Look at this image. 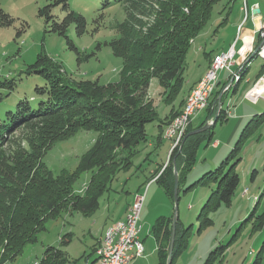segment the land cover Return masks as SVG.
I'll use <instances>...</instances> for the list:
<instances>
[{"label": "trees", "instance_id": "obj_1", "mask_svg": "<svg viewBox=\"0 0 264 264\" xmlns=\"http://www.w3.org/2000/svg\"><path fill=\"white\" fill-rule=\"evenodd\" d=\"M157 1L158 9L153 8L151 12L155 16L154 21L146 26L143 20L133 15L150 14L145 0H117L131 9L126 22L120 27V37L108 43L112 46L114 54L123 59L118 81L101 84L98 80L68 79L64 69L54 65L51 58L43 53L31 67L46 77L45 85L37 88L44 98L37 106L32 105L29 100L20 101L15 109L6 112L0 122V246L5 250L2 264H17L16 260L21 255L22 247L37 242L38 233L45 229L47 219L58 218L64 208L85 214L96 212L100 207V199L111 190L114 182L118 180L119 173L130 170L134 165V158L140 153L139 148L150 141L147 125L157 122L156 143L159 144L163 141L166 126L182 112L186 102L183 99L184 88L189 82L186 76L189 51L212 19L215 5L222 0ZM62 3L66 15L59 20L54 7ZM231 9L232 4L224 6L225 16L214 30L215 33L222 25L228 23ZM39 14L49 26L47 31L64 36L72 47V41L68 37L70 25L76 22L79 35L86 30V18L72 9L68 0H53L41 8ZM1 15L3 25H10L14 20L4 12H1ZM214 56L213 50L206 51L202 60L205 59L210 64ZM256 56L258 54L248 62ZM248 62L243 65L242 72L246 70ZM238 75L240 78L239 73ZM155 78L164 89L166 103L171 106L176 102L180 104L177 109L172 107L164 118L158 113L156 99L149 95L151 83ZM8 83L12 88L15 85L14 80ZM223 87L216 90L205 109L207 115L197 126H194L192 121L189 123L182 141L172 150L168 164L159 163L160 166L149 174V182L155 179L174 202V163L179 172V201L183 185H188L183 188L185 193L195 186L211 188L207 203L200 214V219L204 217L201 229L204 225H209L210 222L205 224V221L212 220L211 214L223 206L229 207L232 204L241 181L237 171L238 163L230 162L228 157L213 170H210L209 164H205L204 168L209 167L205 173L198 180L189 183L190 172L196 165L198 149L207 140L206 147L210 146L214 126L219 120L227 118L225 108L222 107L210 129L189 135L184 143L183 140L189 132L214 119ZM237 88L236 86L234 92ZM225 95L226 92L222 95V101ZM263 117L264 115L261 118ZM258 121L264 122L263 119ZM56 125L65 129L61 132L73 133L80 129L98 133L93 146L81 156L76 169L69 174L61 172L56 175L50 169L39 170L40 158L52 149L51 145L63 134H49ZM22 129L34 130V133L30 134L33 135L32 138L30 135L25 138L33 150L25 148L23 139L17 136L16 133ZM47 145L50 146L46 147ZM150 154L151 152L143 160L148 161ZM142 162L137 166L141 167ZM86 172L91 173V177L85 194L74 193V184L78 177ZM259 218L263 219L264 225V213ZM172 223L173 216L160 217L153 227L159 243V264L167 263ZM189 229L179 215L172 264L186 244ZM164 240L167 242V251L163 245ZM70 241L71 233L62 237V243L68 245ZM226 245L228 244H222L221 249ZM97 248L94 245L91 253L76 259L62 246H49L41 260L36 262L82 264L92 257ZM215 253L211 254L206 264L213 261L212 256ZM263 257L264 241L252 264H264Z\"/></svg>", "mask_w": 264, "mask_h": 264}, {"label": "rangeland", "instance_id": "obj_2", "mask_svg": "<svg viewBox=\"0 0 264 264\" xmlns=\"http://www.w3.org/2000/svg\"><path fill=\"white\" fill-rule=\"evenodd\" d=\"M52 1L0 0V83H5L0 85V122L4 119L6 112L15 109L20 101L29 100L32 105L37 106L44 98L38 93L37 88L45 85L46 77L35 72V68L31 69L42 53L48 55L54 65L61 66L68 79L98 80L101 84L120 79L123 59L114 54L112 46L108 43L114 38L120 37V27L126 22L131 9L117 0H68L71 8L86 18V30L82 35L77 33L76 22H73L69 27L68 37L72 41V47L64 36L47 31L49 26L44 17L39 14L40 9ZM145 1L150 14L133 15L143 20L147 26L154 21L155 16L151 12L158 9V1ZM242 1L244 9H242L241 17L243 19L244 13H250L251 6L247 0H238L234 4L235 11H239L238 5ZM229 4H232V0H222L215 5L212 19L199 40L190 49L186 71L188 80L193 79L194 70L202 62L204 56L202 50L212 51L217 48V45V49L222 47L228 49L230 44L236 40L237 28L235 27L237 25L234 27L236 19L233 14H230L228 23L222 25L216 33L214 32L225 16V14L223 15L224 6ZM1 12L14 19L10 25L2 24L4 20ZM54 12L58 15L59 20H62L66 15L63 3L55 6ZM133 13L137 12L133 11ZM250 57H245V61ZM251 61L247 70L242 72V66L237 72L240 74L239 80L242 73L244 75L241 79L243 86L246 83L248 85L235 95L234 101L232 92L226 94L222 101L224 108L229 106L230 101L233 102L231 109L234 111L237 107L241 108L242 106L246 111L245 116L238 117L236 115L238 118L235 120L221 119L213 128L214 137L231 139V144L222 143L223 145L215 150L211 145L206 147L208 140L204 141L198 149L196 165L189 175V183L194 182L205 173L206 169L210 167V170H213L230 157V162L238 163L237 171L241 176L240 184L232 204L229 207L223 206L211 214L212 220H206L205 224L210 223L207 226L204 225L202 229L201 224L204 217L200 219V214L203 212V206L207 203L211 188L195 186L191 191L185 193L183 188L188 185L182 186L179 215L184 225L190 229L186 236V244L173 264H206L213 252L216 253L212 256L213 261L210 264H252L264 241L263 219L259 218L264 213V122L258 121V119L264 120V117L261 118L264 115V98L253 102L246 97V92L244 93L263 74L264 58L256 56ZM228 75L230 74L227 70L220 72L223 80L228 79ZM250 79L252 80L249 81ZM13 80L15 85L12 88L8 82ZM153 80L149 95L156 99L158 113L163 117L170 107L165 101L163 87L156 78ZM206 113V110L200 111L198 120L206 116ZM196 124H198L197 121ZM61 130L63 127L56 125L49 132L50 135H55L58 132L63 134L59 135L56 143L51 145L52 149L40 158V171L50 169L56 175L61 172L66 174L73 172L81 156L93 146L98 135L96 131L89 130L79 129L73 133L63 132L65 129L62 132ZM147 130L149 140L156 144L157 122L148 124ZM32 132L34 133V130L22 129L16 133L23 139L22 144L25 148L31 149L25 138ZM29 137L32 138L33 135ZM61 137L64 139L61 140ZM173 141L163 138L160 146H150L149 143L142 145L139 148L140 153L134 158V165L128 172L119 173L118 180L114 182L111 190L100 199V207L96 212L85 214L64 208L58 218L47 219L45 229L38 233L37 242L22 247L21 255L17 258L16 263L35 264L36 261L41 260L45 249L49 246H62L71 257L76 259L91 253L99 236L105 232L102 239L105 237L109 226L126 213L128 206H132L134 196L139 191H146V195L150 191V194L154 195L152 202H144L140 222L144 227L142 235L146 234L147 238L151 237L149 238L151 242H156L157 238L153 227L158 218L174 216L175 202L169 197L170 203H167L168 201L164 197L165 192L161 189L160 184L152 185L155 179L149 182L151 176H148L147 172L149 173V171L146 166L153 161L158 163L166 161ZM149 152H151L150 160H146V162L143 159ZM119 159L120 157H118ZM141 162V167H138L137 165H140ZM205 164L210 166L204 168ZM144 169L147 172L143 171ZM90 177L91 173L89 172L81 174L74 184V193L84 195ZM151 232L152 236L149 235ZM68 233H71V241L66 245L62 243V237ZM222 244L228 245L221 249ZM163 245L167 251V242L165 241ZM4 253V247L0 246V264H2ZM92 256H95V253ZM155 261H157L156 256Z\"/></svg>", "mask_w": 264, "mask_h": 264}, {"label": "built area", "instance_id": "obj_3", "mask_svg": "<svg viewBox=\"0 0 264 264\" xmlns=\"http://www.w3.org/2000/svg\"><path fill=\"white\" fill-rule=\"evenodd\" d=\"M258 10L260 9L257 3L251 6L250 13H244V17L237 27V37L233 45L228 50L217 53L216 64H214L213 71L210 72L206 89L196 91V96H194L193 102L190 105V119L194 112H199L200 105L209 106L217 90L220 72L222 70H227L230 74L228 82L223 87L226 92L229 81L232 80L235 71L245 63V57H249L251 54H258V56L264 58V26L258 31H254L253 34H248L245 31L248 18L250 16H257L259 13ZM239 41L242 43L239 49L240 51L236 47ZM258 45H260V48L255 52ZM237 56H241L242 60L238 68L235 69L234 66L237 64ZM257 87L259 89H256ZM246 97L253 102H257L260 98H264V72L255 81L253 86L246 91ZM183 136L184 135H180L179 142H173L172 150L180 144ZM145 199L146 191H139L137 199L134 200V215H125V217L119 221L118 229L111 231V235L107 236V238H103V245H100L95 252L100 254L101 264H134V261L143 255L145 246L140 237L143 227L140 218ZM82 264L90 263L89 260H86Z\"/></svg>", "mask_w": 264, "mask_h": 264}, {"label": "crops", "instance_id": "obj_4", "mask_svg": "<svg viewBox=\"0 0 264 264\" xmlns=\"http://www.w3.org/2000/svg\"><path fill=\"white\" fill-rule=\"evenodd\" d=\"M237 1L238 0H236V1H233L232 2V9H231V14H233V15H235L234 16V18L236 19L235 21H236V23H234V27L235 28H237L238 27V25H239V23L242 21V17H241V15H243V11H242V9H241V7H242V4H243V1H242V3L240 4V5H238V7H239V11H235L236 9V7L234 6V4H236L237 3ZM259 4V9H260V11H259V13H258V15L257 16H250L249 18H248V20H247V24H246V28H245V31H246V33H248V34H253V32L255 31H258L261 27H263L264 26V0H248V4L250 5V6H253V5H255V4ZM234 6V7H233ZM235 42V41H234ZM240 42V41H239ZM239 42L237 43V45H236V47H237V49H240L241 48V46H242V43H241V45L239 46ZM233 45V43L232 44H230V46L228 47V49L231 47ZM238 46H239V48H238ZM217 48H218V45L216 46ZM216 47H213V48H216ZM213 49V51H214V54L216 55L218 52H221V51H226V50H228V49H224V47H222V48H220V49ZM201 49V48H200ZM202 51H204V52H206L207 50L206 49H204V50H202ZM241 56H237V64L234 66V68L235 69H237L238 68V66H239V64L241 63ZM253 60V59H252ZM248 62V60L247 61H245V63L244 64H242L241 66H243V65H246V63ZM252 62V61H251ZM249 63L250 62H248V66H247V68H246V70L248 69V67H249ZM209 66H210V64H209V62L207 61V60H202V62H201V65L199 66V67H197L195 70H194V77H193V79H191V80H189V82H188V84H187V86H186V88H185V93L183 94V99L186 101V98H187V95L189 94V92L192 90V88L197 84V83H199L200 82V80L202 79V77L205 75V73L207 72V70H208V68H209ZM240 66V67H241ZM264 67V66H263ZM240 69V68H239ZM239 69H237L235 72H238L239 71ZM262 73H263V70H262ZM242 75H243V73H242ZM229 76V75H228ZM243 77H244V75H243ZM252 79H250L249 81H251ZM154 81V80H153ZM153 81H152V83H153ZM228 82V79H222V77L220 76V79H219V83H218V87H217V90H219V89H221L222 87H223V85H225L226 83ZM242 82V80L238 83V84H236L235 85V87L237 86L238 88H237V91L236 92H234V89H235V87L234 88H232L229 92H227L226 94H228V93H230V92H232L233 93V101L235 100V95L237 94V93H239V91L241 90V89H243V88H245L247 85H248V83H246L244 86H243V84L241 83ZM151 83V84H152ZM191 89V90H190ZM246 90V89H245ZM247 91V90H246ZM246 91H244V93L246 92ZM156 101V100H155ZM185 104V103H184ZM233 104V102H231L230 101V104H229V106L228 107H226L225 108V114H226V120H228L229 118L230 119H232V120H235V119H237L239 116H245V114H246V111L245 110H243V108H242V106H241V108H239V107H237V109H236V111H234L233 109H231V105ZM169 107H170V109H169V111L171 110V108L172 107H174V108H179L180 107V104H179V102H176V103H174L172 106L171 105H169ZM222 107H224V104L222 105ZM167 109V108H166ZM166 109H164L165 111H166ZM205 110V109H204ZM168 111V112H169ZM168 112H165V114H164V116L162 117V118H164L167 114H168ZM229 113V114H228ZM206 115H207V113H206ZM238 117H237V116ZM200 117V115L198 114L194 119H193V121H192V124L194 125V126H197V124H196V121L199 123L203 118H200L199 120H198V118ZM165 139V138H164ZM149 143V145L150 146H160L161 145V143H159V144H155L153 141H149L148 142ZM222 143H225V145H227V144H231V139H228V138H226V139H217L216 137H214L213 136V141H212V143L210 144L211 146H212V148L213 149H219L223 144ZM172 148H173V144H172V142H171V146H170V148H169V152H168V159L166 160V161H163L165 164H168V161H169V158H170V155H171V152H172ZM150 160V159H149ZM160 165H159V163L158 162H154L153 161V163H149L147 166H146V168H147V171H149V173L146 171V169H144V171L145 172H147V174H148V176H149V174H152L153 172H154V170L156 169V168H158ZM143 168V167H142ZM149 168V169H148ZM155 183H157V182H153V184L152 185H154ZM161 189H163L162 187H161ZM163 191H164V189H163ZM165 192V191H164ZM165 194V200L166 201H168L167 203H170V198H169V196L166 194V192L164 193ZM153 196L154 195H152V193L150 194V191H149V193L146 195V199H145V201H149V202H152L153 201ZM130 209H131V206L129 205L128 206V208H127V210H126V213H128L129 211H130ZM126 213L124 214V215H122L120 218H119V220H117L116 222H114L112 225H110V226H114V225H117L118 223H119V221L120 220H122L124 217H125V215H126ZM109 226V227H110ZM106 229V228H105ZM105 231V230H104ZM148 231V230H147ZM143 232H144V227H142V231H141V233H140V237H141V239H142V241H143V243H144V246H145V250H144V253H143V255L142 256H140V257H138L135 261H134V264H159V261H158V256H159V243H158V241L157 240H155L156 242H151L150 241V239L149 238H151V237H148L147 238V235L146 234H144V236L142 235L143 234ZM105 232H103L100 236H99V238L96 240V242H95V246L96 247H99L100 245H102V243H103V239H102V236H103V234H104ZM152 234V232L149 234L150 236H152L151 235ZM104 238V237H103ZM147 238V239H146ZM155 239V238H154ZM155 256H156V259H157V261H155ZM73 258V257H72ZM89 263L90 264H99V262H98V256H97V254L95 253V256H92V257H90L89 259Z\"/></svg>", "mask_w": 264, "mask_h": 264}, {"label": "bare ground", "instance_id": "obj_5", "mask_svg": "<svg viewBox=\"0 0 264 264\" xmlns=\"http://www.w3.org/2000/svg\"><path fill=\"white\" fill-rule=\"evenodd\" d=\"M244 9V8H243ZM247 11V8H246ZM255 54H252L251 57H253ZM251 57L248 59V61L251 59ZM216 60H217V54L213 57V60L207 70V72L205 73V75L202 77V79L200 80V82L190 91V93L187 96L186 102H185V106L182 110V112L177 115L167 126L166 129L164 131V138L165 139H169V140H174L173 142H179V137L180 135H183L184 132L186 131L189 123L193 120L194 117L197 116V114L206 109L207 105H200L199 107V112H194L193 116L191 117V119L189 118V110H190V105L193 102V98L194 96H196V91H201V90H205L206 89V84L208 83L209 80V76H210V72L213 71L214 69V64H216ZM239 80V75L236 72L234 74V77L232 80H230L229 84H228V90H230L232 88V86L235 84V82H237ZM256 89H259L258 87ZM137 193L134 196V200L137 199L138 197ZM135 212V201H133V204L131 206L130 211L127 213V215H134ZM119 227V224L115 227H109L106 231L105 237L107 238V236L111 235V231H115L117 230ZM103 245V243H102ZM99 248V247H98ZM98 256V262L99 264H101L100 262V254L96 253Z\"/></svg>", "mask_w": 264, "mask_h": 264}, {"label": "water", "instance_id": "obj_6", "mask_svg": "<svg viewBox=\"0 0 264 264\" xmlns=\"http://www.w3.org/2000/svg\"><path fill=\"white\" fill-rule=\"evenodd\" d=\"M259 11L260 10H258V12ZM259 48H260V45H258V47L256 48L255 52H257L259 50ZM224 92H225V89H222V92L219 95V108H218V112H217L215 118L213 120H209L204 126L189 132L185 136V138L183 140V143L185 142L186 138L189 135H193V134H196V133L204 132V131L210 129L215 124V122H216V120L218 118V115H219V113H220V111L222 109V95H223ZM174 164H175L174 165V174H175V192H174L175 213H174V216H173L172 236H171L170 247H169L168 258H167V263L166 264H172V255H173V251H174V247H175L176 225H177L178 218H179V195H178L179 194V172H178L176 163H174Z\"/></svg>", "mask_w": 264, "mask_h": 264}]
</instances>
